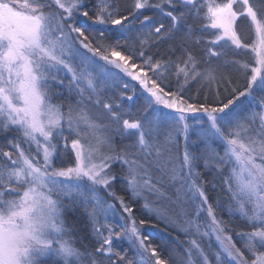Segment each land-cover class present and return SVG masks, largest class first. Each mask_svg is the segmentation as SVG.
<instances>
[{
	"label": "snow or ice",
	"instance_id": "snow-or-ice-1",
	"mask_svg": "<svg viewBox=\"0 0 264 264\" xmlns=\"http://www.w3.org/2000/svg\"><path fill=\"white\" fill-rule=\"evenodd\" d=\"M49 258L264 264V0H0V264Z\"/></svg>",
	"mask_w": 264,
	"mask_h": 264
},
{
	"label": "trees",
	"instance_id": "trees-1",
	"mask_svg": "<svg viewBox=\"0 0 264 264\" xmlns=\"http://www.w3.org/2000/svg\"><path fill=\"white\" fill-rule=\"evenodd\" d=\"M215 2L219 3V2H221V0H215ZM120 3H121V6L122 7H126V6H128V5H130L132 3V0H120ZM87 23L91 24L90 21H88ZM241 32L246 33L248 35H251V30L249 28H242L241 29ZM252 55H254V54L241 55V56L237 57V59H239L241 61H251L252 60ZM231 75H232L233 80L236 82L237 86L242 88L244 86V84H245V79H246L245 76L240 71H236V70H233L232 73H231ZM135 86H136V83H135ZM190 88H191V90L188 93V95L192 99H194V100L195 99H199V100H202L203 99L202 89H200V86L199 85H193V86H190ZM198 91H199L200 94H198ZM205 176L210 178V174L209 173H205ZM117 191L118 192H121V194H123V192H122V190L120 188L119 183L117 184ZM216 194H217L216 192H213L212 193L213 198H215ZM125 198L127 199L128 197L126 196ZM133 204H134L135 209H136L137 212H142L143 211L142 205H141L140 202L133 201ZM147 215L148 214L145 213V216H147ZM220 215H222L225 220H227L229 218L227 212H222V213H220ZM236 226H238V227H244L243 222H241L239 220V218H237ZM161 227H164V226L162 224H159L158 223L157 224V228L153 229V228L147 227L145 229V231H147L149 233H152V232L158 231L159 228H161ZM174 233H176V232H174ZM172 237H173V235H172ZM175 237H176V239H175L176 240V243H179L180 241H183L182 240V237H181V234H179L178 237H177V234H176ZM238 246H239V244H238ZM165 255H168L167 250L165 251ZM46 264H52V261L51 260H48L46 262Z\"/></svg>",
	"mask_w": 264,
	"mask_h": 264
},
{
	"label": "rangeland",
	"instance_id": "rangeland-1",
	"mask_svg": "<svg viewBox=\"0 0 264 264\" xmlns=\"http://www.w3.org/2000/svg\"><path fill=\"white\" fill-rule=\"evenodd\" d=\"M100 63H103V61H101ZM113 72L117 71L116 69H112ZM120 76L122 77L123 81H127L129 82V89H124V86H123V83H120L118 82L117 84L115 85H110L107 89H106V92L108 95H112L113 93H115V96L118 98L121 94V92H125L126 94L128 95H131L132 94V87L134 86L136 89H137V92H136V95L139 96L142 92H143V89L140 88V86L138 85V83L136 81H132L130 77L128 76H125L123 73H120ZM135 83H136V86H135ZM144 95H147L146 93H144ZM142 103V101H140ZM127 104H131L132 102H126ZM179 149L182 153V150H183V142L181 141V143L179 144ZM138 202L141 203L142 205V201L140 200H136ZM159 224H162V223H159ZM163 225V224H162ZM164 226V225H163ZM165 227V226H164ZM175 231H173L172 235L174 239H176V234L177 233H174ZM181 234V237H182V240L184 241L185 240V235L183 233H180ZM49 260H51V258H49Z\"/></svg>",
	"mask_w": 264,
	"mask_h": 264
}]
</instances>
